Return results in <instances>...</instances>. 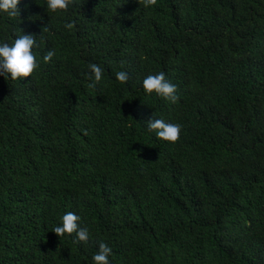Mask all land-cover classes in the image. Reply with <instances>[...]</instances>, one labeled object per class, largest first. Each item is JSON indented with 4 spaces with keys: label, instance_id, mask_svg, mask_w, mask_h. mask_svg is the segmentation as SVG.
I'll list each match as a JSON object with an SVG mask.
<instances>
[{
    "label": "trees",
    "instance_id": "16d2710c",
    "mask_svg": "<svg viewBox=\"0 0 264 264\" xmlns=\"http://www.w3.org/2000/svg\"><path fill=\"white\" fill-rule=\"evenodd\" d=\"M18 7L0 43L36 35L39 67L0 76V264H95L99 242L110 264H264V0ZM161 71L175 104L143 89ZM69 211L87 243L52 232Z\"/></svg>",
    "mask_w": 264,
    "mask_h": 264
},
{
    "label": "clouds",
    "instance_id": "9594fccd",
    "mask_svg": "<svg viewBox=\"0 0 264 264\" xmlns=\"http://www.w3.org/2000/svg\"><path fill=\"white\" fill-rule=\"evenodd\" d=\"M72 2L73 0H47V7L52 12L66 11ZM141 2L145 8H148L156 5L157 0H141ZM19 3L20 0H0V12L6 13L11 18H18L20 15ZM65 27L71 30L75 25L74 23H67ZM44 30L47 31L48 29L45 27ZM19 31L20 34L11 44L0 43V76L10 77L12 80L28 78L39 67L33 52L34 47H39L36 43V35L22 34L21 29ZM54 55L53 50H48L42 57L43 62H50ZM88 68L90 72L88 79L92 81L88 87L95 88L104 76V69L95 63H90ZM115 79L121 84H126L129 76L124 71H117ZM143 89L146 94L155 93L173 104L178 101L177 86L167 79L163 71L145 77ZM146 124L148 131H154L159 139L170 143H176L180 139L182 126L178 123H168L163 119L149 118ZM82 131L84 135H88V130ZM80 219V216L74 212H66L61 218L60 225L54 227L52 232L57 237L75 234L74 243H87L89 231L86 227H80ZM110 255H112L111 247L104 242H99L98 251L92 259L95 264H110Z\"/></svg>",
    "mask_w": 264,
    "mask_h": 264
}]
</instances>
